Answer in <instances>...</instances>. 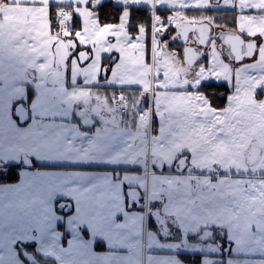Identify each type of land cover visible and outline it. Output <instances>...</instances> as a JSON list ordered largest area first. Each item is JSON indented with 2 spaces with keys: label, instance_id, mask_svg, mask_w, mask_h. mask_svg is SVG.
<instances>
[{
  "label": "snow or ice",
  "instance_id": "snow-or-ice-1",
  "mask_svg": "<svg viewBox=\"0 0 264 264\" xmlns=\"http://www.w3.org/2000/svg\"><path fill=\"white\" fill-rule=\"evenodd\" d=\"M0 264H264V0H0Z\"/></svg>",
  "mask_w": 264,
  "mask_h": 264
}]
</instances>
